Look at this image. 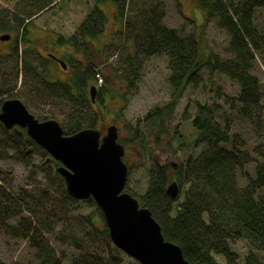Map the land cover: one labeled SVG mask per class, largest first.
<instances>
[{
	"label": "trees",
	"instance_id": "obj_1",
	"mask_svg": "<svg viewBox=\"0 0 264 264\" xmlns=\"http://www.w3.org/2000/svg\"><path fill=\"white\" fill-rule=\"evenodd\" d=\"M55 1L17 0L11 21L0 11L1 29L16 34L12 52L16 51L19 55V43L30 40L27 33L32 19L47 8L53 7ZM130 3L131 0H116V12L123 19L126 39H131L137 46V52L145 56L155 53H167L169 56L172 98L163 106L150 109L144 116L150 123V130L156 142H160L163 134L168 131L166 123L174 113L186 87L199 83L201 70L205 66L222 71L240 83L241 91L236 98V107L242 114L262 125L257 118L261 111V81L253 72V68L256 53H260L264 58V31L259 29L255 22V10L264 5V0H198V5L205 13V20L217 17L219 25L231 35L230 50L235 56L230 58H223L213 50H209L207 55L206 51H202V42L195 34L183 35L179 29L168 26L163 21V13L151 8L152 6L134 9ZM106 19L104 10L95 4L89 8L74 34L59 37V43L74 45L87 54L88 62L76 64L73 75L67 81L50 79L43 74L44 67L40 72V65L44 61L42 57L37 56V61H33L20 54L23 72H34L33 77L38 82V85H30L27 99L31 101L34 98L36 102L39 99L38 102L44 103L53 100L67 107L69 117L72 118L70 124L64 123L67 134L86 126H96L98 122V113L94 109L92 111L88 105V92L90 81H99L100 72L92 62L99 49L93 47V42L85 40L88 37L97 38L104 30ZM204 24L207 22L204 21ZM133 57L130 55L131 59ZM132 64L134 68L125 75V79L128 81L130 92L133 93L137 92L142 65L141 60L136 58L134 62L131 61ZM70 100L76 102L77 109ZM2 101L3 99H0V110ZM82 106L86 111L80 109ZM218 110L217 101L212 105L198 103L192 123L198 131L195 143L203 145L200 152L197 155L190 154L181 161L174 170V175L170 173L169 164L161 165L155 161L154 165L149 166L148 188L139 200L141 205L152 209L166 238L183 248L185 257L191 264H221L217 254L225 256L228 264H239V254L231 246L232 241L239 238L246 239L251 246L249 253L244 256L245 264H264L258 253V250L264 249V139L254 147L263 157L257 163L255 176H250L247 183L241 184L239 171L252 160V155L247 149L240 147L238 135L231 133L230 120L225 123L219 121ZM130 142L139 143L141 150H151L150 145L147 146L145 134L134 136ZM229 143H232L231 147ZM11 150L21 154L22 158L32 152L41 153L45 157L44 163L48 162L49 153L44 147L27 133L9 130L0 119V159L7 157ZM51 162H54L55 166L61 164L56 160L49 163ZM52 175L59 178L62 187L58 189L60 188L67 204L73 201L97 204L93 197L77 199L71 196L66 188L65 178L57 167L53 174L47 173L48 178ZM173 179L178 180L180 188L176 197L167 192V185ZM0 186V229L13 236L28 237L41 259L39 264H64L65 253L59 255L49 237L42 232L40 224L43 220L37 214V219L25 216L23 207L19 206L21 201H17L1 183ZM183 191L184 199L176 204ZM40 201L38 198L37 203ZM59 207L63 211L62 206ZM98 208L103 227L95 224L94 212L89 214V221L100 234L87 235L85 238L83 231L79 232L74 227L67 231V238L82 250L79 258L71 264L122 263V249L113 245L104 214L101 208ZM14 217H19L17 223L10 222ZM97 235L103 236L101 244H97ZM0 264L24 263H8L0 257Z\"/></svg>",
	"mask_w": 264,
	"mask_h": 264
},
{
	"label": "rangeland",
	"instance_id": "obj_2",
	"mask_svg": "<svg viewBox=\"0 0 264 264\" xmlns=\"http://www.w3.org/2000/svg\"><path fill=\"white\" fill-rule=\"evenodd\" d=\"M16 1L0 0V11L9 17V21L13 19ZM95 4H98L107 16L103 32L97 38L88 37L93 41V47L99 49L92 60L100 72L99 81L95 82L102 84L101 96L106 92V100L101 108L102 115L96 126L106 127L113 122L119 126L120 140L126 146L124 156L131 165L125 189L140 199L148 188L149 166L154 165L155 160L165 157L167 161L165 160L163 164L169 163L172 159L179 165L190 154L197 155L200 152L203 145H196L198 131L192 123L199 102L211 105L216 101L219 103L217 118L222 123L230 120L231 133L238 135L241 141L240 147L247 149L252 155V160L239 171L240 183L245 184L250 176L254 177L257 163L263 159L254 147L264 139V58L260 53H256L253 68V72L261 81V111L257 114V118L262 125L242 114L236 107V98L241 91L240 83L222 71L205 66L201 70L199 83L195 86L189 84L186 87L174 113L166 123L168 131L163 134L160 142H156L150 130V123L144 119V116L150 109L163 106L172 98L169 56L167 53L145 56L137 52L134 42L126 39L123 19L116 12V0H56L53 7L47 8L32 19L33 22L29 24L30 30L27 33V38L31 41L19 43V55L16 51L12 52L15 32L0 27V97L19 96L40 118H46V115L54 116L61 121L64 128L65 122L70 124L72 118L69 117L67 107L53 100H45L44 103L38 102L39 99L37 102L34 98L31 101L27 99L30 85H38V82L33 77L34 72L29 70L23 72L20 54L37 61L38 54L46 53L48 50L53 51L54 47L58 46L57 49L61 52H72L73 57L75 55L80 63H86L87 54L84 50L65 43L58 44L55 40L61 35L68 37L74 34L89 8ZM130 5L134 9L140 6L156 8L158 12L163 13V21L168 26L179 29L183 35L195 34L202 42V51H206L207 55L209 50H213L223 58L235 56L230 50L231 35L219 25L217 17L205 20V13L198 5V0H131ZM204 21L207 24L203 25ZM255 22L258 28L264 31V5L256 8ZM7 32L12 33V40L1 38V35ZM130 55L134 56L133 60ZM135 58L141 60L142 66L137 81V92L132 93L125 75L134 68L131 61L134 62ZM46 74L52 80H63L66 73L62 72L59 63L53 61ZM122 90L123 97L119 94ZM70 101L76 108V102ZM92 107L91 105L90 109L93 111ZM80 109L86 111L84 106ZM142 133L148 140L147 146L153 147L151 150H141L139 143L130 142V139L138 134L143 135ZM229 146L231 147L232 143H229ZM44 159L41 153L32 152L26 158H22L21 154L11 150L7 157L0 159V183L14 195L17 201H21L22 204L19 206L23 207L25 216L37 219L38 215L43 220L40 224L43 228L42 232L49 237L59 255L65 253L64 264H71L79 258L82 250L67 238L69 228L74 227L79 232L83 231L86 238L87 235L100 234L90 223L89 214L94 212L93 220L101 228L103 221L97 204L86 201L66 203L60 192L62 186L59 178L54 175L49 178L47 176V173H54L56 166L54 162L44 163ZM169 169L171 175H174L172 168ZM184 196L183 191L176 204L183 200ZM38 198L41 200L40 203H37ZM59 205L62 206L63 211ZM18 220L19 217H14L10 222L17 223ZM97 239V244H101L103 236L97 235ZM112 243L115 245L113 241ZM231 246L239 254V264H245L244 256L251 249L248 241L243 238L235 239ZM106 247L108 252L109 248L107 245ZM122 252L123 260L120 264L139 262L132 255L123 250ZM258 253L264 263V249L258 250ZM0 257L8 263L39 264L41 261L28 237L13 236L3 229H0ZM217 258L221 264H228L225 256L217 254Z\"/></svg>",
	"mask_w": 264,
	"mask_h": 264
},
{
	"label": "water",
	"instance_id": "obj_3",
	"mask_svg": "<svg viewBox=\"0 0 264 264\" xmlns=\"http://www.w3.org/2000/svg\"><path fill=\"white\" fill-rule=\"evenodd\" d=\"M1 38L8 40L11 33ZM90 92L95 98L97 85L93 84ZM1 108L0 119L6 127L26 126L29 135L61 162L57 170L64 176L71 196L94 198L116 246L141 264H191L183 248L166 238L152 209L141 205L139 198L125 189L129 165L123 158L126 148L118 139L116 123L110 124L104 135L97 126L67 134L58 118L39 119L19 97L5 99ZM179 189L177 179L167 185V192L173 197Z\"/></svg>",
	"mask_w": 264,
	"mask_h": 264
},
{
	"label": "flooded vegetation",
	"instance_id": "obj_4",
	"mask_svg": "<svg viewBox=\"0 0 264 264\" xmlns=\"http://www.w3.org/2000/svg\"><path fill=\"white\" fill-rule=\"evenodd\" d=\"M30 41H31V39L28 40L27 42H30ZM55 41L58 42L57 39ZM85 41H89V43L90 42H93L89 38L86 39ZM58 44H60V43L58 42ZM72 46H74V45H72ZM51 47H53V45ZM57 47L58 46H55L53 51H49L48 50V51H46V53L39 54V56L42 57V59L44 60L43 61V64L40 65V68H41V71L40 72H42L43 67H44L43 74L44 73L46 74V72H47V70L49 68V65L51 64V62L54 61L56 63H59L60 66L62 67V72L66 73L65 76H64V78H63V81H67L73 75V73H74V65L78 64L80 60L75 55L73 57L72 52H69V51H62L61 52V50L57 49ZM67 72H69V74ZM46 76L48 77V74H46ZM93 83L95 85H97V92H96L95 98L92 97L91 92H90V87L93 85ZM105 84H107V83H105ZM101 91H102V84H98V83L95 82V80H91L90 81V84H89V92H88V97H89L88 105L89 106L92 105L93 106L92 109H94V111H96L98 113V121H100V118H101V115H102V111H103V110H101L102 103L105 102V100H106V92H104L103 95L101 96L100 95V92ZM119 94H121L122 97H123L124 91L123 90L120 91ZM11 97H15V96H10V97L8 96V97H5V98L1 96L0 98H2V99L4 98L3 99V101H4L6 98H11ZM113 123H115V122H113ZM113 123H111V124H113ZM108 127H109V125L106 126V127H100V129L102 130V134L103 135L106 134ZM8 129L11 130V131H18L21 134L28 133L27 127L26 126H22L20 124H16V125L8 128ZM118 130H119V128H118ZM118 139L120 140V133H119V138ZM151 147L152 146H150V148ZM125 148H126V146H125ZM125 153H126V151H125ZM47 157H50V154H48ZM123 158L126 161L125 156ZM54 160L55 159L53 157H51V160L50 161H54ZM154 160H155V155H154ZM165 160H166V158L164 157L161 160H155V161L161 163V165H167V164H169L171 166V168H172L173 171L179 166V165H177V163L173 166L172 164L174 162H173L172 159H170V162L169 163L163 164ZM50 161H48V162H50ZM127 163L129 165V171H130L131 165H130L129 162H127ZM59 165H61V164H59ZM59 165H57L56 167H58Z\"/></svg>",
	"mask_w": 264,
	"mask_h": 264
},
{
	"label": "clouds",
	"instance_id": "obj_5",
	"mask_svg": "<svg viewBox=\"0 0 264 264\" xmlns=\"http://www.w3.org/2000/svg\"><path fill=\"white\" fill-rule=\"evenodd\" d=\"M7 33H10V32H7ZM13 35H12V33H11V37H12ZM10 39H12V38H10ZM22 54V53H21ZM38 56H39V54H38ZM100 74H98V76H99ZM15 97H19V96H15ZM12 98V97H11ZM19 98H21V97H19ZM4 99V98H3ZM7 99V98H6ZM22 99V98H21ZM23 100V99H22ZM24 101V100H23ZM25 102V101H24ZM2 103H3V101H2ZM27 105V104H26ZM1 106H2V104H1ZM28 107V106H27ZM2 109V108H1ZM29 109V108H28ZM30 110V109H29ZM31 111V110H30ZM34 113V112H33ZM36 115V114H35ZM39 119H45V118H40L38 115H36ZM46 118H48V117H46ZM16 125V124H15ZM118 125V124H117ZM6 126V125H5ZM7 128H10V127H7ZM28 135H29V133H27ZM30 136V135H29ZM120 141V140H119ZM39 144V143H38ZM40 145V144H39ZM49 153V152H48ZM50 154V153H49ZM51 156V155H50ZM52 157V156H51ZM49 157H47V159H48ZM55 159V158H54ZM51 160V159H50ZM49 160V161H50ZM56 160V159H55ZM48 161V160H47ZM57 161H59V160H57ZM58 168V167H57ZM64 177V176H63ZM128 179H129V175H128ZM65 183H66V181H65Z\"/></svg>",
	"mask_w": 264,
	"mask_h": 264
}]
</instances>
